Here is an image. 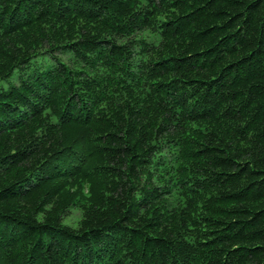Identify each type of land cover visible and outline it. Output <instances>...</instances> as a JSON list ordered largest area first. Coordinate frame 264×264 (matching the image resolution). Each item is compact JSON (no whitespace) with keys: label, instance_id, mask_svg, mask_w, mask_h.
Masks as SVG:
<instances>
[{"label":"trees","instance_id":"trees-1","mask_svg":"<svg viewBox=\"0 0 264 264\" xmlns=\"http://www.w3.org/2000/svg\"><path fill=\"white\" fill-rule=\"evenodd\" d=\"M0 264H264V0H0Z\"/></svg>","mask_w":264,"mask_h":264},{"label":"rangeland","instance_id":"rangeland-1","mask_svg":"<svg viewBox=\"0 0 264 264\" xmlns=\"http://www.w3.org/2000/svg\"><path fill=\"white\" fill-rule=\"evenodd\" d=\"M78 218H79V212L76 210H72L69 217L65 219V223L71 226H76Z\"/></svg>","mask_w":264,"mask_h":264}]
</instances>
